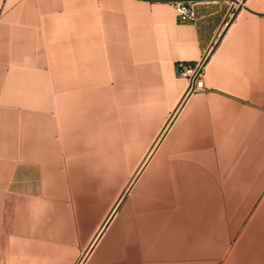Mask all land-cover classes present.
<instances>
[{"label": "crops", "instance_id": "crops-1", "mask_svg": "<svg viewBox=\"0 0 264 264\" xmlns=\"http://www.w3.org/2000/svg\"><path fill=\"white\" fill-rule=\"evenodd\" d=\"M173 1L0 0V264H264V0Z\"/></svg>", "mask_w": 264, "mask_h": 264}, {"label": "built area", "instance_id": "built-area-1", "mask_svg": "<svg viewBox=\"0 0 264 264\" xmlns=\"http://www.w3.org/2000/svg\"><path fill=\"white\" fill-rule=\"evenodd\" d=\"M173 4L182 20H192L195 18L194 7L189 0H174ZM229 20L225 22L228 24ZM213 46H211L202 57L193 65L179 64V73L188 79V88L185 97L197 94L205 90L204 76L206 66L211 55ZM86 254L83 253L76 264H84Z\"/></svg>", "mask_w": 264, "mask_h": 264}]
</instances>
